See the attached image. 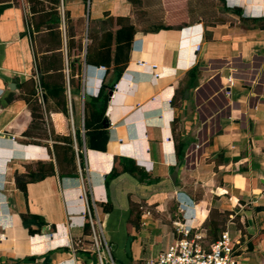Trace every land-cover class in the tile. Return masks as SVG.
Returning <instances> with one entry per match:
<instances>
[{"label": "crops", "instance_id": "1", "mask_svg": "<svg viewBox=\"0 0 264 264\" xmlns=\"http://www.w3.org/2000/svg\"><path fill=\"white\" fill-rule=\"evenodd\" d=\"M135 2L59 0L54 8L49 0H0V264H98L81 214L83 187L118 262L154 257L177 238L176 220L191 214L202 228L214 208L241 244L237 264H264V0ZM57 19L58 29L74 33L72 59L82 44L77 91L66 74L77 155L69 118L45 94L44 107L36 100L38 48H56L41 38ZM129 23L128 61L102 118L109 122L106 150L89 148L85 127L83 149L85 102L111 78L103 65L85 62V49ZM159 23L171 27L146 29ZM114 157L141 171L110 176ZM48 164L52 172L28 181L25 191L17 187L15 172ZM136 206L138 230L130 221Z\"/></svg>", "mask_w": 264, "mask_h": 264}, {"label": "trees", "instance_id": "2", "mask_svg": "<svg viewBox=\"0 0 264 264\" xmlns=\"http://www.w3.org/2000/svg\"><path fill=\"white\" fill-rule=\"evenodd\" d=\"M52 2L53 7L56 8L59 0H49ZM130 3L136 7L135 0H129ZM139 1V0H138ZM57 13V11L55 10ZM67 18V13H65V21ZM118 23V19L115 20ZM171 25L165 23H159L157 26H147L146 29L156 30L159 28H170ZM50 29H47L48 33L46 37L41 38V42L46 45L49 42H55L57 44L56 48H38L40 53L37 62V69L40 73V84L44 90V94L47 97V105L51 106V102L58 111H60L64 116L68 117L67 110V100H66V73L65 68H67V78L68 83L72 89V92L77 91V85H79V78L81 73L82 61L80 60V54L82 53V44L79 42L76 44V49L78 56L71 58V48L72 43L74 42L73 36L74 33L67 29H58V19L54 26H50ZM55 28V29H53ZM133 24H125L119 26L114 32L109 30L105 31L100 38L94 43L87 45L84 52V60L86 63L94 65H103L106 68L105 72L111 71V78L108 82L102 83L99 93L96 97L90 98L85 102V108L88 109V113H85L84 117V127L87 129V133L91 134L92 132L97 131V128H100L101 121L104 115V110L108 100V91L113 89V86L116 80L121 75L124 67L128 61V52L130 48L131 38L134 33ZM64 39V44L62 42ZM110 70V71H109ZM77 76V78H76ZM78 82H77V80ZM31 115L33 118H40L41 113L38 105L35 100L31 106ZM96 127V128H95ZM30 135V132H26L25 135ZM77 134V133H76ZM38 136L30 137L31 142H39L37 139ZM65 146L63 147L67 151L73 152L72 141L71 139H64ZM57 145H54V150L57 149ZM39 172L35 173L31 170H28L27 173H14V181L17 187L25 191V185L28 181L35 180L49 174L53 171L52 165L48 164L47 166L42 165L38 166L37 169ZM141 171L140 168L135 164L134 161L125 159L123 157H114L112 163V169L110 176H115L122 172H129L131 174H136V172ZM77 172L74 169H70L67 174L71 176ZM35 217L33 215H30ZM140 218L141 211L138 207H135L134 216L131 218L132 227L136 230L140 228ZM86 228V233H90L89 224L86 222L84 224ZM202 228L205 230V242L212 243L214 242L221 231L224 230L223 222L218 219V213L216 209L212 208L209 210L208 217ZM33 232V231H31ZM85 255V252H82Z\"/></svg>", "mask_w": 264, "mask_h": 264}, {"label": "built area", "instance_id": "3", "mask_svg": "<svg viewBox=\"0 0 264 264\" xmlns=\"http://www.w3.org/2000/svg\"><path fill=\"white\" fill-rule=\"evenodd\" d=\"M140 65L144 63L138 61ZM153 74L156 77L158 75L155 72V65L151 66ZM102 72L105 73L104 67ZM67 74V68H65ZM38 81V77L35 76ZM116 85L114 84L113 87ZM112 90V89H111ZM67 93V110L68 118L71 124V132L73 135V147L75 153H79L80 150L77 148L76 140L74 137V127L72 121V112L70 104V91L68 83L66 85ZM36 100L44 107V90L40 84H37ZM83 104V94L81 97V105ZM81 136L83 141V149H85V129L83 126V113L81 115ZM180 194L178 193V196ZM81 201L84 203V209L82 210V217L86 219L89 224L90 237H91V251L95 254L98 264H123L116 262L111 254V247L107 243L102 233V227L97 215L92 214L95 212V204L92 201L90 204L89 190L87 187L82 188V192L79 195ZM182 199V200H181ZM180 205L187 207L184 198H179ZM252 204V201H250ZM85 222V223H86ZM68 223L72 224V217L69 216ZM173 228L178 235L174 241L167 245L164 249L160 250L154 257L143 259L135 264H237L239 258V250L241 247L240 242L233 241L230 238L227 229L221 231L217 239L212 243H206L205 233L202 228L195 224V217L191 214L183 216V219L176 220L173 223Z\"/></svg>", "mask_w": 264, "mask_h": 264}, {"label": "water", "instance_id": "4", "mask_svg": "<svg viewBox=\"0 0 264 264\" xmlns=\"http://www.w3.org/2000/svg\"><path fill=\"white\" fill-rule=\"evenodd\" d=\"M112 94V90L108 91V96ZM109 125V122L107 119H103L101 121L100 128L92 134L87 135V144L90 149L98 150V151H105L106 150V144L109 138L107 127ZM261 207H256L257 210H259ZM132 241V236H127L126 242H125V249L128 251L130 248V244Z\"/></svg>", "mask_w": 264, "mask_h": 264}, {"label": "rangeland", "instance_id": "5", "mask_svg": "<svg viewBox=\"0 0 264 264\" xmlns=\"http://www.w3.org/2000/svg\"><path fill=\"white\" fill-rule=\"evenodd\" d=\"M70 126V131H71V124L69 125ZM39 133L41 134V132L39 131ZM171 207V206H170ZM177 212V211H176ZM170 213H172V211L170 212ZM178 213V212H177ZM218 219H219V217H218ZM107 241V240H106ZM107 243H108V241H107ZM109 244V243H108ZM110 246V245H109ZM127 253V252H126ZM139 260V259H138ZM138 260H136V261H138ZM115 261H117L116 259H115ZM118 262V261H117Z\"/></svg>", "mask_w": 264, "mask_h": 264}]
</instances>
